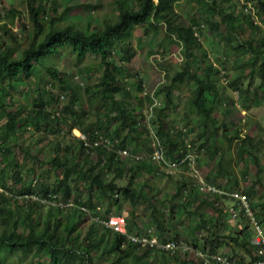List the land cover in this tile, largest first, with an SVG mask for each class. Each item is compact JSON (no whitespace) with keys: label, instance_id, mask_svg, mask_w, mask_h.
<instances>
[{"label":"trees","instance_id":"trees-1","mask_svg":"<svg viewBox=\"0 0 264 264\" xmlns=\"http://www.w3.org/2000/svg\"><path fill=\"white\" fill-rule=\"evenodd\" d=\"M47 1L26 0L28 23L19 25L22 38L13 31L9 20L16 10L10 8L0 15V261L15 263L16 257L31 255L32 260L38 258L35 264H93L99 254L104 264H169L178 258L180 253L140 246L129 237L142 229L139 225L142 221L152 226L163 242L179 239L174 231L183 224L189 226L191 237L205 231L201 246L210 254L223 255L222 246L231 237L237 243L243 242L246 255L253 259L250 232L231 230L219 210V194L196 190V179L188 173L189 162L185 157L193 154L196 161L203 163V158L216 155L214 166L202 174L207 181L227 191L238 187L235 171L238 159L250 158L256 168V181L263 182V128L257 124L256 136H242L212 112L223 108L224 113L230 114L239 98L241 107L248 110L264 95V29L255 23V16L264 17V0H250L254 2L255 16L236 6L230 7V0H185L188 5L196 4L200 14L189 21L180 19L175 12L178 0H115L117 15L105 17L88 29L65 20L71 6L57 13L55 2L47 7ZM145 23L153 32L164 25L179 42L184 55L176 67L167 60L169 54L162 60L154 58V63L163 67L162 83L148 89H144V80L138 73L133 76L129 73V63L134 57L133 30ZM204 25L216 32L224 26L225 45L240 57L259 61L253 68L255 75L250 74L253 93L248 89L237 90L235 96L233 92V98L228 96L230 106L222 103V97L227 99L226 92L217 88V70L206 59L201 45L200 29ZM86 54L98 56L97 81L75 84L58 68L48 66V61L53 62L59 56L69 55L81 62ZM113 54L116 57L112 58ZM225 63L226 59L221 64ZM169 67L175 68L164 70ZM45 75L49 76L50 84L59 86V92L53 94L45 89V83L42 84ZM17 82H32L36 89L29 108L26 102H14L18 100L9 86ZM181 88L187 90L185 121L183 127L175 129L169 119L176 109L173 92ZM158 98L161 102L153 106L147 119L143 109ZM73 129L84 138L74 135ZM29 132L34 135V142L26 144L21 138ZM219 132L224 136L221 144L217 140ZM152 133L159 142L156 148L163 155L160 159L153 156L152 143L148 144ZM101 135L114 146L112 149H106L99 140ZM41 139L46 144L33 150ZM140 142H143L140 149L146 153L134 152ZM129 144H133L132 151L127 148ZM117 148H126L130 156H117L114 152ZM172 164H176L173 168L178 169L177 173L170 169ZM3 166L9 169L2 171ZM149 171L150 177L156 179L154 182L148 178ZM139 172L144 173L142 182L137 180ZM128 173L125 185L116 184L115 179ZM24 175L36 180L22 184L19 191L23 194L17 198L18 190L14 191L13 186ZM174 176L177 177L172 180ZM226 177L230 186L220 184ZM163 178L167 181L159 186V179ZM161 187L167 194L164 197L167 202L162 200L165 206L154 202ZM171 189L173 192L169 193ZM246 194L250 208L264 224V201L256 207L249 197L253 191ZM113 206L124 217V232L104 223ZM260 207L262 211L258 212ZM88 219L93 222L81 236L83 223ZM243 233L247 238L240 240ZM195 238L194 246L198 245ZM237 252L231 253L230 259L245 261L240 258L242 251Z\"/></svg>","mask_w":264,"mask_h":264},{"label":"rangeland","instance_id":"rangeland-1","mask_svg":"<svg viewBox=\"0 0 264 264\" xmlns=\"http://www.w3.org/2000/svg\"><path fill=\"white\" fill-rule=\"evenodd\" d=\"M55 2V7L57 10V13L63 12L67 6H71L72 9H68L67 11V16L65 18L66 21L75 24L76 26H82L85 29H88L89 27L93 26L98 22L99 24L102 22V19L105 17L107 18H113L117 15V5L114 2L115 0H49L46 3V6L49 7L51 2ZM243 2H248L249 6L246 5V9L244 10V13L251 12L254 14V10L252 9V6L254 5V2H251L250 0H242ZM253 1V0H252ZM85 2H90L92 5H83ZM99 2V3H98ZM241 2V1H240ZM238 0H230V7H235L237 9L242 10V5L240 4ZM1 6H0V15L3 16L5 12H8L10 8H14L16 11L15 16L9 17V20L13 24L11 28L13 29L14 32L19 33V38H22V33L20 32V24L21 23H28V18H27V10H26V0H0ZM251 7V8H250ZM191 8V10H190ZM196 4H186L185 0H178L176 3L175 7V12L180 15V19H184L185 21L192 20V18H199L200 14L199 11H196ZM4 12V13H3ZM255 16V14H254ZM216 21L219 20L217 16H215ZM6 21V20H5ZM9 21V22H10ZM187 23V22H185ZM255 23L261 24L260 29H264V17L261 19L259 17L255 16ZM147 23H145L141 27H137L133 30V38L131 39V45L133 48L134 52V57L131 58L130 63H129V73L130 76H133L134 74L138 73L141 74L144 84L150 87H155V84L158 79H160L161 72H162V66H157L156 64L151 63L154 62V58H161L165 56L166 54H169L170 58L168 59L170 64L173 66H177L180 62L175 59V56H180L181 61L184 59L183 50L181 49V45L179 44L178 41L175 40V37L170 35L167 30H165V26L161 25V28L157 32H153L151 30V27H147ZM246 27V25H245ZM142 28L144 30H142ZM201 35V45L203 48H205L204 52L206 54L207 58H214V59H219L218 61L213 60L218 67H221L227 71L228 74V79L229 82L227 85L223 86L219 82L218 75L216 74V77L218 78V84L217 88L220 91L226 92L227 99H224L222 97V103H226V106H230L227 104V101L229 99L228 96H231L233 98V92L239 90L243 91L245 89L250 90L253 93L252 88L254 89V86L252 85V78H251V73L253 72V76L255 75V71L253 68H256L257 65L259 64L258 60L256 59H248V56L240 57L238 54L233 52L232 48L231 50L229 49L224 42V38H227V33L224 28V26L220 27V30L218 32L209 30L205 25L202 29H200ZM261 33V32H260ZM259 33V34H260ZM257 34V35H259ZM264 35V30H262V36ZM220 38H223V41L220 40ZM155 50V51H154ZM166 52L168 53H165ZM180 50V51H179ZM155 54V56L152 57V54ZM116 57L115 54L112 55V58ZM206 58V59H207ZM226 59L227 63L221 64L222 61ZM98 60V56H92L90 54H86L84 56V59L80 62L78 59L73 58L71 56H59L56 58L53 62L48 61V66L49 67H55L58 68L60 72H63L66 76V79L70 80L71 82H74L75 84H86L88 82H94L98 80V76L96 74H99V68L96 65ZM245 66V67H244ZM175 67L171 68H166L164 69L165 71H172ZM245 68V69H244ZM244 69V71H243ZM152 70V71H149ZM220 70V69H218ZM216 71V70H215ZM71 77V79H70ZM50 81L49 76L45 75L44 76V81L42 82L45 83V89L46 90H52V93L54 94V91L57 93L59 92L58 85L56 83L51 82V84L48 82ZM166 81V80H165ZM232 83V84H231ZM13 86V87H12ZM253 86V87H252ZM11 94L14 96L15 99L18 101H14L15 103H27L28 108L30 107V104L32 102V98L35 95V90L33 89V84L32 82L29 83H22V82H17L14 83L13 85L9 86ZM187 90L185 88H181L180 90H174L173 94L176 97V109L173 111L172 117L169 119L172 123L175 129L180 128L181 126L183 127L184 124L183 122L185 121L184 118V104H185V99H186V92ZM50 92V91H49ZM219 93V92H218ZM236 94V92L234 93ZM33 95V96H32ZM260 96V95H259ZM218 97V96H216ZM219 98V97H218ZM67 99V96H65V99ZM240 98L237 100V103L235 105H232L234 107L231 108L230 114L226 111L224 113V109L221 108L219 109H214L212 114L221 122H226V124L232 129V130H238L239 134L244 136V135H249V136H256L258 129H257V124L261 126L264 130V95L260 100H256V104H251L250 108L248 110H245L243 107L240 105ZM208 107H211V102H208ZM49 108V106H48ZM51 109V108H49ZM142 120V119H140ZM189 126V124H188ZM153 128H156V125L152 126ZM151 128V129H153ZM28 131L31 132L30 127L28 126ZM26 133L25 135L22 136L21 141L24 143H33V137L31 133ZM72 133L74 135L79 136V131L77 129H73ZM104 138V135H102ZM42 138V137H40ZM143 139V138H142ZM141 139V140H142ZM147 139V138H146ZM224 139V136L222 135L221 132H219V135L217 137L218 143H222ZM149 141V138L147 139ZM46 140L39 141V144L36 145V148H32L33 150H39V148L46 144ZM143 142H140L139 148H136L134 152L140 151L143 147ZM149 145L150 141L148 142ZM128 149L132 151L133 149V144H129ZM145 149L141 150L144 153ZM47 151V150H46ZM17 157H21V153L19 151L16 152ZM93 159H96V156H93ZM216 159V155L213 157H206L203 158V163H199L196 161V159L193 161L196 167H198L201 171V173L205 174L209 172V170L214 166ZM152 167L151 173L154 171L153 170V164H150ZM7 168V166L2 167V171ZM174 172L177 173L178 169H174L173 167L170 168ZM235 171L237 173L239 183L237 189L242 190L244 192H248L250 190L253 191V194L250 195V200L251 202L256 206L257 203H261L264 201V179L263 182L260 183L259 181H256V168L252 162V160L248 157L243 158V159H238L236 161V166H235ZM150 173V171H149ZM148 175V178H150L152 181L156 180L153 177ZM144 173L139 172L137 174V180L142 182L143 181V175ZM200 174V173H199ZM130 173L120 177L119 179L116 180V184L119 186L125 185L128 181ZM177 175V174H176ZM264 175V174H263ZM177 176H174L172 180L176 179ZM23 179L21 180L20 183L15 184L13 186V190L18 192L16 194L17 198L22 195L21 192L19 191L21 189L22 184L29 183V182H35V178H29L27 176H23ZM167 179H159V186H162L165 184ZM52 182V181H51ZM154 182V181H153ZM220 182V181H217ZM8 184H10V180L8 179ZM223 186H230V179L226 177V180L222 181L220 183ZM36 191L38 189L35 188ZM162 190H159L158 193L156 194L154 198V202H156L157 206L162 205L165 206V204L162 202V200H165V195L166 191L163 190V187H161ZM0 191H2V188L0 187ZM169 193H172L173 190H169ZM75 194V193H74ZM84 199L86 198V194H83ZM120 204H123L121 201L120 197L118 198ZM167 202V200H165ZM70 203V202H69ZM12 204V203H10ZM5 206H9V204L6 202ZM126 207V205H125ZM116 206H113L110 209V214L112 216H122L120 215L119 212L116 211ZM102 209H105L104 207ZM101 209V210H102ZM260 209V210H259ZM258 209V212H261L262 209L261 207ZM223 211L222 209H219ZM264 212V210L262 211ZM180 213L177 211L176 217H178ZM228 214L226 211H223V219H225V222L230 226L231 230L235 233L239 231L240 229H244L245 227H249V223L247 219H244L243 217L238 218L236 221H231L228 219ZM257 217V216H256ZM75 219V216H74ZM91 220H94V218H90ZM90 219L85 220L82 226V232L81 236L84 235L85 231L89 228V226L92 224L93 221ZM142 221V220H141ZM140 226L145 227V222H140ZM262 225V229L264 230V224ZM140 231V230H139ZM190 228L186 224H183L182 226H177L176 231L179 234L180 238H183L185 240H190L192 243L194 242V238L190 236ZM224 229L222 230V232ZM223 233H226L223 232ZM198 236L195 238V241L198 245H203L204 242V235H206L205 231H200ZM200 235V236H199ZM246 233L242 234V237L239 238L245 239ZM229 243L227 245H223L222 247L224 248L223 255H231V253H236L237 250H240L243 252V254L240 253V258H244L245 261L246 259H249L245 255V249L243 246V242H235L233 239L230 237L227 239ZM230 248V250H229ZM232 250V252H231ZM252 256V253H251ZM250 257V256H249ZM48 258V257H46ZM104 258V257H103ZM233 259L240 261L237 257H234ZM15 263L11 262H2L0 261V264H35L36 261H38V258L35 257L34 260H32L31 255H25L21 256V258H15ZM245 261L241 260V263H244ZM93 264H104V259L101 258V256L96 255L93 259ZM169 264H198L197 261L191 256V254H188L186 256H183L182 254H179L178 258H175L174 260H171Z\"/></svg>","mask_w":264,"mask_h":264},{"label":"built area","instance_id":"built-area-1","mask_svg":"<svg viewBox=\"0 0 264 264\" xmlns=\"http://www.w3.org/2000/svg\"><path fill=\"white\" fill-rule=\"evenodd\" d=\"M156 102H154L152 105L146 107L143 109V113L145 115V117L148 118V116L150 117V113H151V109L153 108V106L155 105ZM81 138H84L83 134H78ZM100 141H102V143H104L107 147L106 149H110L111 147H114L109 140L106 137H102V135L100 136ZM112 149V148H111ZM116 154L117 156H121V157H128L130 156L129 151L126 148H117ZM143 156V155H141ZM153 156L157 159H160L163 155L160 151V149L156 148V146H154V150H153ZM144 157V156H143ZM185 158H187L188 160V173H190L191 176H193L194 178H196L197 180V186L200 190H206V191H213V192H218L220 191L219 189H217L214 186L211 185H207L203 179L199 176V171L197 169V167L195 166V164L193 163V161L195 160V155L193 154H189L187 155ZM184 158V159H185ZM184 159L181 160V163L184 161ZM176 164H172L171 166H175ZM221 193L225 194L224 191H221ZM228 197L233 201V207L230 208V216L232 219H235L239 212L242 211L244 213V216H246L247 218H249L251 225L253 226V233L250 239V243L253 246V248L255 249V253L258 256V260L253 262L252 264H264V231L261 227L260 224L257 223L256 219L254 218L251 210H250V206H249V202H248V198L246 196V194H244L241 191L238 190H234L230 193L227 194ZM25 197H32V196H25ZM106 225L112 226L114 229L123 232V226L125 225V220L122 217H109L107 221H105ZM153 234V230L151 228L146 229V237H139L137 235L132 236L130 238H132V240L140 242L142 244L145 243H149L151 246L156 245L157 244V240L155 237L152 236ZM166 249H170L172 252L176 251V250H182V251H186L188 249V247L186 246V244H184L183 242H175V241H170L167 242L164 246ZM196 255L200 258V264H240L236 261L231 260L230 258H228L227 256L221 255V254H210V253H206V252H202V251H198L196 252Z\"/></svg>","mask_w":264,"mask_h":264},{"label":"clouds","instance_id":"clouds-1","mask_svg":"<svg viewBox=\"0 0 264 264\" xmlns=\"http://www.w3.org/2000/svg\"><path fill=\"white\" fill-rule=\"evenodd\" d=\"M157 0H154V2H156ZM239 2H240V4L242 5V9L243 10H245L246 9V7L247 6H249V3L246 1V2H243L242 0H238ZM178 2V1H177ZM244 4H247V6L246 5H244ZM0 6H1V3H0ZM176 7V6H175ZM251 8V7H250ZM202 26V25H201ZM153 56H155L154 54L152 55V57ZM173 57H175V59H177L178 57V61H181V59H180V56L178 55V56H173ZM218 59V58H217ZM207 60H209L212 64H213V66L216 68V70H217V75H218V78H219V82H220V84L221 85H223V86H225V85H227L228 84V82H229V79H228V74H227V71L225 70V69H223V68H221V67H218V65L213 61V60H216V59H214V58H212V57H210V58H207ZM216 61H218V60H216ZM151 63H153L154 64V62H151ZM218 69H220V70H218ZM140 76H141V74H139ZM142 77V76H141ZM162 83V79H158L157 80V82H156V84H155V86H159L160 84ZM143 87H144V89H148V86H146L145 84L143 85ZM238 94L236 93L235 94V96H237ZM154 102H156L155 103V105H157V104H159L160 102H161V99H157V100H155ZM147 121H149V120H147ZM149 122H151V121H149ZM79 134H81L80 132H79ZM150 142L152 143V146H157V143H159L158 142V140H157V138L155 137V135H153V133L151 134V137H150ZM153 150H154V148H153ZM114 152H115V154H116V151L114 150ZM117 155V154H116ZM173 166H171L170 168H172ZM187 167H188V165H187ZM197 169H198V167H197ZM198 171H199V169H198ZM200 174H199V176L203 179V181L207 184V185H211V186H214V187H216L217 189H219L220 191H218V192H213V191H209V192H211V193H216V194H219L218 196H220L219 198H220V200H219V203H218V206H219V208L220 209H222L223 211H226L227 212V214H228V219L229 220H231V221H236L238 218H240V217H243L244 219H247L248 220V223H249V227H245L244 228V230L245 229H247L249 232H250V235H249V243H250V239H251V236H252V233H253V226L251 225V222H250V220H249V218H247L246 216H244V213L242 212V211H240L239 212V214H238V216L235 218V219H232L231 218V216H230V208L231 207H233V201L228 197V193H230V192H232V191H234V190H238V191H241V192H243L244 194H246L244 191H242V190H239V189H235V188H233V189H228V191L226 190L227 188H225V187H220V186H216L215 184H212V183H210L209 181H207L206 180V178L204 177V175L201 173V171L199 172ZM196 179V178H195ZM195 185H196V190L197 191H199V192H201V191H206V190H200L199 188H198V186H197V180H196V182H195ZM221 191H224L225 192V194H223V193H221ZM206 192H208V191H206ZM25 196V195H24ZM27 196V195H26ZM246 196H247V194H246ZM247 198H248V196H247ZM248 202H249V206H250V201H249V199H248ZM250 210H251V212H252V214H253V216H254V218L256 219V221H257V223L258 224H262V223H260L259 222V220H258V218L256 217V215L254 214V212L252 211V209L250 208ZM109 217H112V215H110ZM114 217H116V216H114ZM117 217H122V218H124L123 216H117ZM108 220V219H107ZM106 220V221H107ZM104 223H105V221H104ZM106 225V224H105ZM107 226H109V225H107ZM125 226V225H124ZM124 226H123V232L125 231V228H124ZM142 227V226H141ZM261 227H262V225H261ZM113 228V227H112ZM148 228H151L152 230H153V234H152V236L153 237H155L156 238V240H157V244L156 245H153V246H151L149 243H145V244H142V243H140V242H137V243H139V245L140 246H148V247H150V248H153V249H155V248H157V249H163V250H165V251H167V252H169L170 254H176V253H180V254H184V255H188V254H191V256L197 261V263L198 264H200V258L196 255V252H198V251H202V252H206V253H209L208 251H206L204 248H202V246L201 245H195L194 246V244H195V242H191L190 240H185V239H183V238H179V239H177V240H171V239H169V240H166V241H162L161 240V238L159 237V235L156 233V231H155V229L152 227V226H147V225H145V227H142V229H140L139 228V230H138V232L136 233V235L137 236H139V237H146V236H144V234L146 233V229H148ZM116 230V229H115ZM240 230H243V229H240ZM116 231H118V230H116ZM264 231V230H263ZM121 232V231H120ZM135 235V234H134ZM129 237H132V236H129ZM170 241H175V242H183L184 244H186V246L188 247V249L186 250V251H182V250H176V251H174V252H172L170 249H166L164 246H165V244L167 243V242H170ZM251 244V243H250ZM252 246V245H251ZM252 248H253V246H252ZM253 252H252V254L255 256L253 259H252V257L250 258L249 256H247L246 255V253H245V255L249 258V259H246V261L244 262L245 264H246V262H248V264H252L253 262H255V261H257L258 260V256L256 255V253H255V249L253 248ZM241 252V251H240ZM241 254H243V252H241ZM226 256V255H225ZM227 257L228 258H230L228 255H227ZM231 260H233V261H236V262H238V263H240V264H242L240 261H238V260H235V259H231Z\"/></svg>","mask_w":264,"mask_h":264},{"label":"crops","instance_id":"crops-1","mask_svg":"<svg viewBox=\"0 0 264 264\" xmlns=\"http://www.w3.org/2000/svg\"><path fill=\"white\" fill-rule=\"evenodd\" d=\"M190 10H191V8H190ZM169 58H170V56H169ZM167 60H168V58H167ZM149 71H152V70H149ZM234 231V230H233ZM238 232V231H237Z\"/></svg>","mask_w":264,"mask_h":264}]
</instances>
